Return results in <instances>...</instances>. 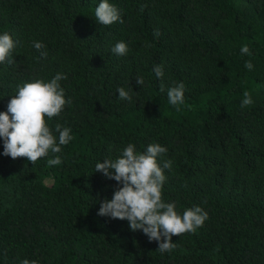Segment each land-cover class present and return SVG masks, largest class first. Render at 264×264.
Here are the masks:
<instances>
[{"label": "trees", "instance_id": "16d2710c", "mask_svg": "<svg viewBox=\"0 0 264 264\" xmlns=\"http://www.w3.org/2000/svg\"><path fill=\"white\" fill-rule=\"evenodd\" d=\"M99 2L0 0V34L17 42L14 62L0 64V111L17 85L66 74L72 103L48 123L73 137L34 165L4 156L0 138V264H264V0H109L123 19L110 26L95 20ZM121 40L125 56L111 51ZM181 81L177 111L167 89ZM129 86L131 102L119 99ZM245 91L254 102L241 108ZM128 143L166 147L164 200L208 212L194 234L172 237L170 253L97 214L117 182L95 164ZM55 155L62 163L49 166Z\"/></svg>", "mask_w": 264, "mask_h": 264}, {"label": "clouds", "instance_id": "9594fccd", "mask_svg": "<svg viewBox=\"0 0 264 264\" xmlns=\"http://www.w3.org/2000/svg\"><path fill=\"white\" fill-rule=\"evenodd\" d=\"M94 16L96 22L104 26L123 23L120 10L109 0H100ZM153 35L159 37V30H155ZM16 45L17 42L8 32L0 34V64L14 62L13 50ZM33 47L40 51L42 58L47 57L46 45L42 42L34 41ZM111 51L117 56H125L129 47L121 40L115 43ZM240 53L251 54L248 45H242ZM245 67L252 70L254 65L249 60L245 62ZM153 71L158 79L163 77L162 66L156 65ZM66 79V74L57 72L49 80L34 78L17 85L15 94L8 101L7 110L0 111V138L3 140L4 156L27 158L34 165L49 153H61V146L73 139L70 127L56 123L53 128L48 123L72 103L60 83ZM136 82L143 86V77H137ZM185 90L182 81L167 89L168 102L176 106L177 111L178 106L185 103ZM117 92L119 99L131 102L133 91L130 86L128 90L119 87ZM253 102L250 92L245 91L241 108L251 106ZM167 151L159 143H150L143 151L137 150L135 144L128 143L117 158L104 159L95 164V171L117 182L112 198L100 202L97 214L112 219H126L132 231L142 230L149 241H157V249L161 254L170 253L177 247L172 241L173 236L194 234L208 219V212L199 205L186 208L181 214L175 201L164 200L165 170L170 171L173 163L170 159H162ZM47 163L49 166L60 165L61 156L55 155ZM20 264H38V261L24 258Z\"/></svg>", "mask_w": 264, "mask_h": 264}]
</instances>
